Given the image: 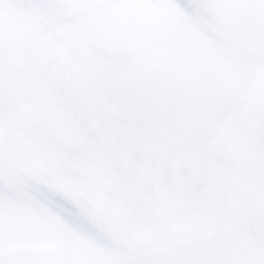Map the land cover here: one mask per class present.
I'll return each mask as SVG.
<instances>
[{"label":"bare ground","instance_id":"obj_1","mask_svg":"<svg viewBox=\"0 0 264 264\" xmlns=\"http://www.w3.org/2000/svg\"><path fill=\"white\" fill-rule=\"evenodd\" d=\"M77 1L83 3L79 17L63 22L55 32L47 34L43 42L49 46L51 41V49L62 51L64 48L60 45H64V41L56 38L60 34L61 38H65L64 33L72 32L78 48L83 52L71 72L74 76L81 72L82 84L89 82L88 87L80 85L85 96L72 120L66 117L58 119V124L62 125V139L69 140L66 143L74 146L71 149L75 152L72 160L74 167L79 169L75 182L79 176L83 183V199L76 200L72 196L76 187L74 184L67 186L59 196L49 191L51 187H45L41 176L34 174V166L42 157L40 149L35 146V153L31 155L33 158L27 161L31 171H21L35 176L31 180L37 188L34 192L21 194L19 186L13 183L16 178L12 181L10 173L5 175L4 189L8 188V193L0 197V226L7 232L5 235L0 232V264H49L52 263V253L59 251L63 244L70 254L79 248L83 257H92L98 264H264V104L258 101L264 97V45L257 50L251 46L246 55L242 53L240 57H234L233 65L240 76L236 73L227 74L225 78H222L224 75H214L211 77L214 80L209 81L197 77L198 73L202 71L204 75L210 71L213 74V70L220 68L224 60L214 58L209 61L208 68L200 67L206 54L202 48H206L207 43L201 42L202 45L188 48L185 52L180 51L181 47L172 53L168 40L174 38V43L180 47L191 39L182 32L189 31L195 38L205 35L209 30L205 26L213 21L208 12L216 9L214 0H202L194 9L190 8V0H118L114 5H106L113 0ZM258 1L262 9L264 1ZM51 2L53 7L61 5L63 9L72 6V2L66 0ZM232 3L238 4L237 0H227V11L234 8ZM95 6L96 10L92 9ZM53 10L52 14L56 16L57 10ZM204 15H208V20L201 23ZM123 18L126 22L120 23ZM235 19L230 15L229 19L218 21L214 27L229 26ZM141 23L150 40L139 37L142 36L138 27ZM181 23L183 26L178 32L182 34H178L176 28ZM254 27L246 33L252 32ZM191 30L196 32L191 33ZM234 33H240L239 26L234 31L230 28L227 34L232 37ZM141 43L142 47H146L143 53L147 56L143 59L145 65L136 52ZM197 51L200 53L197 54ZM33 54L32 50L26 52V61L20 58L21 62L14 67L10 80L3 76L0 78V88L3 85L12 88L15 84L31 89L33 93L36 91L33 85L37 87L48 75H43L46 60L43 56L38 59L40 69L37 60L29 63ZM12 60L3 58L0 70L6 72V66ZM192 62L197 64L193 67L194 72L185 74L184 66ZM134 66L149 72L139 77ZM125 68L133 71L131 76L121 75ZM245 68L252 73L245 71L244 75L242 71ZM28 76L34 77L37 82H31ZM259 79L262 85L257 90L254 85L260 83ZM239 84L244 87L242 97L239 95L231 108L226 103V123L221 124L231 127L230 147L225 143V150L230 154L240 146L236 142L240 135L249 141L247 137L256 134L254 140L249 141L252 149L256 146L253 151L256 154L250 160H244L250 166L242 175L239 167L230 165L227 169L216 170L217 156L212 154L224 143L226 131L223 135L222 131H218L219 140L214 150L210 143L195 142L194 133L189 132L192 121L188 122L186 113L195 109L192 106L204 105L203 109L206 108L205 99L212 103L226 102L231 96V89H237ZM52 88L51 84L47 87L48 90ZM79 89L78 93H81ZM4 91L2 89L1 93ZM209 91L213 94L206 96ZM18 92L21 94L19 89ZM233 96L237 97L235 92ZM225 109L219 112L225 113ZM157 114L173 120L167 137L160 127L162 122L152 119ZM213 129L216 131L217 127ZM125 135L130 140L122 139ZM160 135L161 144L156 143ZM182 143L193 148L188 153L182 152ZM155 147L157 150L154 153ZM208 149L211 153H207ZM199 156L203 159L198 165L204 167V173L198 176L196 192L201 198L196 196L194 204V199H191V204L188 202L182 208L188 209L186 214H178L182 196L179 193L171 196L172 189H180V185L185 183V169L193 164L192 158ZM157 157L160 159L153 161ZM257 175L260 178L258 185L253 179ZM107 177L113 181L109 187H104L107 190L113 188L118 179L120 184L123 183L118 211L106 208L109 196L103 187L97 186V180ZM204 180H208L207 185ZM11 181L13 188L8 187ZM126 181L128 184L125 185ZM210 192H216L220 199L211 215L205 210L208 208L206 205L201 206L204 210L196 207L207 201ZM230 197H235V200ZM98 203L101 204L97 206ZM203 204L206 202L200 205ZM53 210H57L58 214L53 215ZM61 212L63 223L57 228ZM107 213L112 215L108 217ZM129 213H134L136 218L128 217ZM104 218L116 220L109 224L110 231L107 229L103 233L96 224ZM157 223L163 226L159 233L154 231ZM95 228L94 237L89 238L88 234ZM152 249L157 252L155 257L149 255ZM94 254L97 257H93Z\"/></svg>","mask_w":264,"mask_h":264},{"label":"rangeland","instance_id":"obj_2","mask_svg":"<svg viewBox=\"0 0 264 264\" xmlns=\"http://www.w3.org/2000/svg\"><path fill=\"white\" fill-rule=\"evenodd\" d=\"M68 1L72 2V6L63 9L61 5L53 7L51 0H0V63L2 59L6 57L13 59L12 63L9 64V66H6V72H3V69L0 70V78L3 76L4 79L10 80L14 73V67H18L21 62L20 58L23 57L26 61V52H31V50L34 54L32 55V59L29 60V63L31 61L34 63L37 60V67L40 69V62H38V59L40 56H43L44 59L46 58V60L43 59L45 61L43 64L45 66L43 75H48L46 79L41 80V84H38L37 87H34L35 84L33 85V89L35 90L36 88V93H33L31 89H25L15 84L12 88H10L11 86L9 87V85H3V88H0V197H3L5 193H8V188L7 190L4 189L6 186V173H10L12 181L16 178V181L13 183H15L16 186H19L21 194L23 192L32 193L37 189L35 184H33V181H31L35 176L31 173L21 172L31 171L27 167V161L33 158L31 155L32 152L35 153L34 149L35 146H37V149H40L42 157L34 166V174L41 176L45 187H51L49 191L52 194L59 196L60 193L65 191L67 186H72V184H74L76 186L74 190L70 188V190H73L71 193L72 196L74 199L76 198V200L83 199V183L79 176L75 182L76 173L79 169L74 167L72 160V154L75 152L71 149L74 146L73 144L70 145L66 143L69 142V140L64 141V139H62L63 135L60 134V132H62V125L58 124V119L61 120L65 117L71 119V117H73V114L76 112V109L78 110L80 103H82L81 101L85 96L83 87L81 89L80 85H87L88 87L89 82L84 81V84H82L83 80H80L82 79L81 72L78 76L77 73L74 76V73L71 72L75 64L78 63L83 52L78 48L79 44L76 42L72 32H68L67 34L64 33L63 36H65V38H61V34L59 38H56L58 41L61 39L64 41V45H60L64 48L62 51L51 49V41L49 46L47 45L48 43L43 42V38H45L47 34L55 32L57 27L63 22H68L79 17L80 6H82L83 3L79 1L76 2V0ZM68 1L66 0V2ZM112 2L107 3L106 5L111 4ZM76 8H78V12L75 11ZM53 9L57 10L56 16L52 14L54 13ZM120 18L122 17L120 16ZM125 22V18H123L120 23ZM29 25L32 26V28H30ZM141 26H143V23H141ZM227 28L229 27L225 25L220 29H215V31L216 33L221 34L228 33L230 32V28L228 30ZM41 41L43 43H41ZM36 44H38V46ZM28 45L30 47L26 48ZM25 48L29 49V51L25 50ZM55 48H57V46ZM262 50H264V48ZM17 54L18 56H16ZM131 72L133 71L129 68H125L121 71V75L129 77L131 76ZM28 77L31 82H37L34 77ZM259 82L260 83L254 85L257 90H259L262 85L260 79ZM49 84L53 86L51 90L47 89ZM2 89L6 92L4 91L1 93ZM18 89L21 94L18 92ZM78 89L81 93H78ZM258 101L261 102V104H264V97ZM255 135L248 136L247 140H254ZM57 136L58 138H56ZM127 136L128 135H125L123 138L126 141L128 140L126 139ZM249 141H245L244 137L240 135L236 140L240 146H237L232 154L227 152V154L229 153L230 158L227 159L226 165L222 166V164H217L216 166L218 169L216 170L227 169L230 165L232 167H239L241 175L244 174L247 169L246 167L250 166V163L244 162V160H250L256 154L253 152L256 146L252 149ZM185 145H187V143ZM153 161L155 160L153 159ZM202 175L203 174H200V177ZM247 175H249V172ZM106 179V182L109 184L113 183L111 178L107 177ZM253 179L258 185L260 182L258 175ZM128 180L130 182V179ZM12 181L8 183L10 184L8 187H12ZM104 182L105 179L97 180V186L103 187V190L105 191L107 188H104L106 186ZM115 183H117V185ZM115 183L113 187L115 188L114 192H111L110 194H108L110 191L107 192V197H112V199L111 201H108L105 206L108 209L111 208L113 211H118L120 206L119 199L122 197V193L119 192L123 188V183L120 184V179ZM204 183L207 185L208 180H204ZM126 184H128L127 181L125 185ZM155 188L158 190V186ZM244 189H246V187ZM100 190L102 191L101 188ZM174 192L175 190L172 191L171 196L174 195ZM205 194L208 195L207 192ZM230 199L235 200V197H230ZM206 200L207 201L197 204L196 207L202 209L201 206L206 205L208 208L205 210H208L211 215L212 209L218 205L220 199L219 196L216 195V192H210L209 197L206 198ZM194 202L195 199L192 200L193 204ZM204 202H206V204L200 205ZM221 202L223 201L221 200ZM95 206L94 209L96 208ZM97 206H99V204ZM177 210L178 214H186L188 211V209H182L181 207ZM174 213H176V211ZM106 215L110 217L112 214L107 213ZM120 217H123V213L120 214ZM131 218L135 219L136 216L133 214ZM115 220L116 218H104L98 222L101 224L100 228L98 224H96V227H98L103 233L106 232L107 229L110 231L109 224L115 223ZM162 227L161 223H157L154 231L159 233V231L162 230ZM96 229L97 228L93 229L88 234L89 238L94 237V231ZM0 232L5 235L4 233L7 231H5V229L3 230L0 226ZM3 235H1V237H3ZM105 240L109 239L105 238ZM66 248L65 244L60 245L59 251L52 253V263L49 264H54L56 262L55 259L57 258H60L58 264H74L77 262L78 264H98L92 257H87L90 260L88 263V259L83 257L79 248L73 250L71 254L69 251L65 250ZM149 255L155 257L157 252L152 249L149 251ZM93 257H97V255L94 254ZM57 262L55 264H57ZM25 263L26 262L23 264ZM166 263L167 262H162L161 264Z\"/></svg>","mask_w":264,"mask_h":264},{"label":"water","instance_id":"obj_3","mask_svg":"<svg viewBox=\"0 0 264 264\" xmlns=\"http://www.w3.org/2000/svg\"><path fill=\"white\" fill-rule=\"evenodd\" d=\"M116 1H118V0H114L111 4L114 5ZM201 1L202 0H200V1L199 0H194V1L190 0V8L191 7H192V9L198 8L199 5L201 4ZM261 1H264V0H261ZM214 2H215V5H213V6H216V9L212 12H208L210 14L209 16L212 18L213 21L209 22V24H207L205 26V29H207V28L209 29L208 32L205 33V35H200V37L195 38L192 35H190L189 31L188 32H182V33H184L185 37L191 38V39L189 40L188 43L183 44L180 47H178L179 46L178 43H174V40H173L174 38H171L168 40L169 45H170L169 49H172V51H173L172 53L175 52L174 49H179L182 47L181 49H183V50L180 49V51L185 52L188 48H191L194 46L196 48V47H198L196 45H202L203 43L204 44L207 43V45L204 46L206 48H202L207 55L205 54V57L203 59H201L202 64H199V66L208 68L209 67V61L214 59V58H218V57H220V59L222 58L221 59L222 61L224 60L223 64L220 67L221 69L220 68L214 69L213 74L210 71H209V74H204V75L202 74V71H200L198 73L197 77L205 78V79H208L209 81L214 80V79H211V77H214V75H224L222 78H225L227 74L231 75L232 73H236L238 76H240V73L238 72V70L233 65V62L235 61L234 57H237V56L240 57L242 53L244 55H246L247 51L249 50L248 45H250V48H251V46L254 47L255 50H257L259 48V46L264 45V32L260 33V31L263 30V26H264V7L261 9V5L259 4L258 0H237L238 4L232 3L234 8H232V10H230V11H227L228 7L225 6L227 0H214ZM241 5H243L244 9L237 11V8H239ZM96 7L97 6L93 7L92 9H94ZM94 10H96V9H94ZM234 11H237V13H235ZM230 15L234 16V18H236V19L234 20V22H231L230 25L227 27H230L234 31V28H238V26H239L240 33L239 34L234 33V35L232 37L227 33H223V31H222L223 34L216 33L214 26L220 20H222V22H223V21H225V19H229ZM204 16H205V18L201 21V23L206 22L208 20V15H204ZM253 25H255L253 31L246 33L250 30V28ZM182 26H183L182 23L180 25H178V27L176 28V33L182 34V33L178 32ZM138 27L141 28V25H138ZM228 29L229 28H227V30ZM141 30H142V36H139V37H142L143 40H150L147 32L142 28H141ZM204 31H206V30H204ZM194 32H196V30H191V33H194ZM201 42H202V44H201ZM246 44H248V45H246ZM142 46H143V43H141V46L139 45L137 47L136 52H137L138 58L141 61H143V65H145L146 62L143 59L147 58V56L143 53H145L146 47H142ZM242 49H243V51H242ZM198 53H200V51H197V54ZM105 60H106V56H105ZM197 61L200 62L199 60H197ZM195 65H197V64L192 62V64H188L187 66H184L185 74H186V72H188L189 74L191 71L194 72L193 67ZM232 65H233V67H232ZM188 66H190V67H188ZM134 67L136 68V70H137L136 74L139 75V77L142 75H146V73L149 72V71H142L143 68H141L140 66H134ZM147 68H149V67H147ZM245 71H246V68L242 72H245ZM246 72L249 73L248 69ZM246 72L244 75H246ZM250 73H252V70L250 71ZM191 74H193V73H191ZM236 87H237V89H234V88L231 89V96L234 95V92H235V94L237 95L236 98H234V96H233V98L230 96L226 102H220V103H214V102L212 103V102H209L208 99L207 100L205 99V101L207 103L206 108L203 109L204 105H201V106L199 105L200 107L199 106H192L195 108L193 110H190V111L185 110V111H187L186 113H187V116L189 117L188 122L192 121V125H191L192 130H189V132L192 131V133H194V141L195 142L204 143V144L210 143L211 149L214 150V146H217L216 143L219 140L218 131H222V135H223V132L225 133V131H226V135H224L225 138L223 137L224 143L222 144L221 147H219L217 149L216 153L212 154V155L217 156L216 162L219 165L222 164V166L226 165V162H227L226 157L230 156L229 153L227 154V152H226L227 149L225 150V143H226L227 147H230L229 146V144H230L229 143L230 142L229 134L231 132V127L227 126V124L224 125L221 123L222 122L226 123L225 117H226V110L227 109H225V105L228 104V107L231 108L235 104L234 101H236V99L239 98V95L242 97L241 91L244 89V87H242L240 84L238 86L236 85ZM210 94H213V92L211 93L209 91V93L206 96H209ZM228 107H226V108H228ZM221 109H225V113L219 112ZM239 109L242 110L243 108H239ZM228 110H230V109L228 108ZM235 112L236 111H234L233 113H235ZM152 119L155 122H158V121L162 122V125L160 127L165 130L164 136L167 134L166 135V137H167L168 136V127H169V129L172 127L173 120H171V118H165V117L159 116V114L154 115ZM204 123H205V126H201ZM215 127H217L216 131H214V129H213ZM160 134H161V132H160ZM222 135H221V137H222ZM128 140H130V139H128ZM180 140H181V142H183L182 138ZM73 142H74V140H73ZM156 143H159V144L162 143L161 135L158 138V140H156ZM180 146H181L180 148L184 149L182 152H185V153H188L187 151H189L190 149L193 148V146L186 147V145L184 143H182ZM156 150H157V148L155 147L154 153L156 152ZM209 151H210V149H208L207 153H211ZM159 159L160 158H158V157L154 158L155 162H157ZM202 159L203 158L200 156L197 158H192L193 164L190 163V165L185 169V172H186L185 179H184L185 183L183 182L182 185H180V189H178V187L172 189V191L175 190V192L173 193L174 195L179 193L182 196V199L180 200V204L182 205L181 208L186 206V204L188 202L191 204V199H195L196 196H197L196 198H198V199L201 198L200 195L198 196L196 189L198 186V182H197L198 175L202 174L203 170H204V167L201 168L200 165H198V163ZM179 160H181V159L179 158ZM189 167H191V168L188 169ZM108 178H110V177H108ZM106 180L107 179H105L104 183L106 186H108L109 183L106 182ZM117 183H115V184L117 185ZM114 189L115 188H108V190H106V194L108 191H110L108 194H110L111 192L113 193ZM193 193H195V196L193 195ZM145 197H149V196H145ZM111 199H112V197H108V201H111ZM98 204L100 205V203H98ZM68 207H70V206H68ZM68 207H66L67 210H68ZM72 208L74 209V207H72ZM185 209H187V208H185ZM69 210H71V209H69ZM221 211L223 212V209ZM52 214L57 215L58 211L53 210ZM61 214H62V212L59 215V219H58L59 225L57 228L61 227L62 223H63L62 222L63 219H62ZM224 214L226 215V213H224ZM136 215L137 216L141 215V213L136 214ZM131 216H132L131 214L128 215V217H130V218H131ZM58 222H56V224ZM97 224L100 228L101 224H99V223H97ZM171 238H173V237H171ZM179 253H182V251H180ZM59 260H60V258L55 259L56 262L58 261L57 264L59 263Z\"/></svg>","mask_w":264,"mask_h":264}]
</instances>
